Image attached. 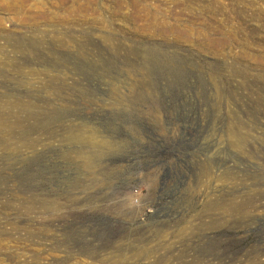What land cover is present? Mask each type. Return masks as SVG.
Returning a JSON list of instances; mask_svg holds the SVG:
<instances>
[{"label":"rangeland","instance_id":"rangeland-1","mask_svg":"<svg viewBox=\"0 0 264 264\" xmlns=\"http://www.w3.org/2000/svg\"><path fill=\"white\" fill-rule=\"evenodd\" d=\"M58 3L0 0V264H264V0Z\"/></svg>","mask_w":264,"mask_h":264},{"label":"bare ground","instance_id":"bare-ground-1","mask_svg":"<svg viewBox=\"0 0 264 264\" xmlns=\"http://www.w3.org/2000/svg\"><path fill=\"white\" fill-rule=\"evenodd\" d=\"M59 6H65V0H60V3H58ZM77 8V11H78V6H76ZM38 9V13L40 14L41 18H43V12H42V9L41 8H37ZM74 11H76L74 9Z\"/></svg>","mask_w":264,"mask_h":264}]
</instances>
